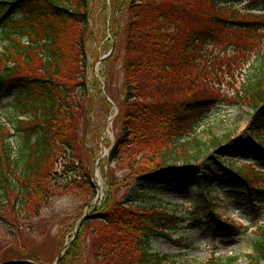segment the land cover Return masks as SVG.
<instances>
[{
	"label": "trees",
	"instance_id": "obj_1",
	"mask_svg": "<svg viewBox=\"0 0 264 264\" xmlns=\"http://www.w3.org/2000/svg\"><path fill=\"white\" fill-rule=\"evenodd\" d=\"M110 1L112 37L115 49L122 50L121 59H114L121 62V98L114 121L120 132L106 159L113 169L106 170L98 217L84 223L60 264H74L83 252L92 264H175L150 249V234L173 228L170 218L157 215L162 205L149 199L140 206L142 213L134 211L117 196L118 187L191 160L189 152L201 146L193 135L195 125L223 100L215 93L221 78L208 72L213 58L206 56V48L224 43L232 31L260 32L264 46V22L250 18L253 11L264 15V0ZM4 3L0 100L14 98L10 106L15 112L7 118L9 127L0 124V221L17 228L22 220L28 224L40 216L55 197L92 202L95 189L84 166L79 132L86 104L96 98L108 104L98 82L87 81L86 43L92 34L88 0ZM109 63L110 58L103 62L107 89L113 77ZM231 101L254 106V134L264 137V62L234 87ZM21 115L30 119L19 120ZM226 151L218 149L216 154L221 157ZM216 162L205 167L207 173L194 188L219 181L221 172L229 174L224 163ZM236 175V187L263 203L264 188L250 187L242 171ZM183 184L189 186L190 180L183 179ZM135 214H140L138 219L131 220ZM263 244L253 243L257 260L264 261ZM27 254V260L43 263L39 253ZM207 264H237V257L211 258Z\"/></svg>",
	"mask_w": 264,
	"mask_h": 264
},
{
	"label": "rangeland",
	"instance_id": "obj_2",
	"mask_svg": "<svg viewBox=\"0 0 264 264\" xmlns=\"http://www.w3.org/2000/svg\"><path fill=\"white\" fill-rule=\"evenodd\" d=\"M88 6L92 34L86 43L87 81L90 84L97 81L101 89V73L105 71V66L99 65L98 60L111 48L113 12L110 0H88ZM5 8L0 4V16ZM252 17L264 22V15L253 13L250 18ZM226 35L228 39L224 43L206 48V56L213 58L208 72L221 78L215 93L223 100L194 127L193 135L200 142V148L189 152L190 161L169 164L163 174H153L140 182L118 187L117 196L128 205H133L134 211L142 213L140 206L150 199L165 207L164 214L157 210L158 217H180V226H173L171 221L169 225L174 228L158 229L149 236L150 249L171 257L175 264H207L213 257H237V264H264L263 260H257V254L253 251V243L264 242V203L255 205L256 197H251L247 190L235 188V174L223 178L224 184H231L233 187L222 189L216 184L209 188L211 199L204 200L203 189L191 191L202 173H207L205 166L212 165L211 157L215 161H223L234 172L242 171L250 187L264 188V137L254 136L257 119L254 106L247 102L231 101L234 87H239L248 76L256 74L264 62L262 35L260 32L242 31L227 32ZM3 46L4 43L0 41V53ZM121 53V47L114 49L108 65L113 77L106 93L110 99H114L111 101L115 105L121 98L122 78L117 75L121 72ZM116 55L120 58L117 61L114 60ZM211 79L213 83H217L212 76ZM12 100L14 98L0 100L1 124L8 121L12 111L15 112L10 106ZM114 114V108L109 104L106 106L101 98H96L86 104L79 132L84 143V149L81 150L84 166L90 171L91 178L97 171L102 184L100 203L107 189L106 170L113 169L106 162L107 154L120 132V126L115 122L106 130L108 118H112ZM20 119L28 120L29 115ZM15 138L14 135L11 141H15ZM218 148L227 149L228 154L218 159L220 155L215 154ZM215 161L214 165L217 166ZM95 162L98 164L96 167ZM254 176L257 179H253ZM181 177L190 180L191 185L185 187ZM145 196L149 197L144 198ZM88 200L89 198L84 201L71 195L55 197L41 211L40 216L28 224L22 220L17 228L0 221V264L28 261V250L43 257V263L40 264H54L62 246L73 236L77 221L92 207L94 202L86 205ZM252 204L255 206L250 208L249 205ZM194 210L198 212L196 217L189 214ZM136 215L140 214H135L130 219H138ZM84 231L89 234L88 229ZM74 264H92V261L83 252Z\"/></svg>",
	"mask_w": 264,
	"mask_h": 264
},
{
	"label": "water",
	"instance_id": "obj_3",
	"mask_svg": "<svg viewBox=\"0 0 264 264\" xmlns=\"http://www.w3.org/2000/svg\"><path fill=\"white\" fill-rule=\"evenodd\" d=\"M104 58H102L101 60H103ZM95 187H96V190H97V195H96V199H95V204H94V207L92 208V210L84 215L78 222L77 224V227H76V230H75V233L73 235V238H72V241L76 238L77 234H78V231L80 229V227L82 226V224L85 222L86 219H89L91 217V213L94 212L96 210V207H97V204L99 202V199L101 197V192H100V189L98 188L97 184H94ZM72 241H70L68 244H66L63 248V250L61 251V253L59 254V256L56 258V261H55V264H60V260H61V257L63 255V252L65 251V249L70 246V244L72 243Z\"/></svg>",
	"mask_w": 264,
	"mask_h": 264
},
{
	"label": "bare ground",
	"instance_id": "obj_4",
	"mask_svg": "<svg viewBox=\"0 0 264 264\" xmlns=\"http://www.w3.org/2000/svg\"><path fill=\"white\" fill-rule=\"evenodd\" d=\"M95 176H96L95 180H96V183H97L99 189H102V184H101V182L99 180L98 172H96V175Z\"/></svg>",
	"mask_w": 264,
	"mask_h": 264
}]
</instances>
